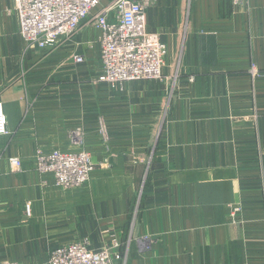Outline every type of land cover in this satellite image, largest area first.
Here are the masks:
<instances>
[{
    "label": "crops",
    "instance_id": "obj_1",
    "mask_svg": "<svg viewBox=\"0 0 264 264\" xmlns=\"http://www.w3.org/2000/svg\"><path fill=\"white\" fill-rule=\"evenodd\" d=\"M147 30L164 80L112 87L91 29L40 50L0 0V263L87 239L124 264H264V0H149ZM82 149L81 188L36 169L39 151Z\"/></svg>",
    "mask_w": 264,
    "mask_h": 264
},
{
    "label": "built area",
    "instance_id": "obj_2",
    "mask_svg": "<svg viewBox=\"0 0 264 264\" xmlns=\"http://www.w3.org/2000/svg\"><path fill=\"white\" fill-rule=\"evenodd\" d=\"M241 1V0H236ZM23 41L40 50L54 48L71 41L82 28L91 29L99 48L102 72L98 82L109 86L139 81H163V68L168 55L165 44L147 30L149 0H14ZM75 64H84L85 57L71 56ZM255 65L252 73H256ZM9 134L8 119L0 102V136ZM83 131L76 130L73 143L83 142ZM13 171H20L22 162L10 158ZM36 169L51 175L63 189L81 188L88 184L95 166L90 153H49L39 151ZM118 243L100 250L89 248V241H75L53 251L48 264H124V257L115 251ZM0 264H17L6 262Z\"/></svg>",
    "mask_w": 264,
    "mask_h": 264
}]
</instances>
